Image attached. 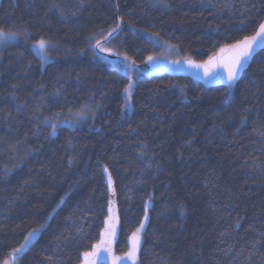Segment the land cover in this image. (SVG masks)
I'll list each match as a JSON object with an SVG mask.
<instances>
[{"label": "trees", "instance_id": "16d2710c", "mask_svg": "<svg viewBox=\"0 0 264 264\" xmlns=\"http://www.w3.org/2000/svg\"><path fill=\"white\" fill-rule=\"evenodd\" d=\"M262 21L264 0H0V28L55 45L43 66L23 36L0 50V264L33 229L17 264H81L109 215L123 254L146 204L138 264H264V49L229 86L145 62L161 43L203 62ZM117 23L104 46L136 61L123 112L128 77L93 47ZM82 103L93 114L49 135L45 117Z\"/></svg>", "mask_w": 264, "mask_h": 264}, {"label": "snow or ice", "instance_id": "6c2138e0", "mask_svg": "<svg viewBox=\"0 0 264 264\" xmlns=\"http://www.w3.org/2000/svg\"><path fill=\"white\" fill-rule=\"evenodd\" d=\"M165 7L167 5H164ZM74 14V13H73ZM121 24L117 23L115 27H113L110 31H108L107 34L104 33L103 30L100 31L98 39L95 40V44L93 45L94 48H99L102 52H107L109 54H116L113 52V49L111 47H105L104 45L109 44L110 38L117 33V31L120 29ZM23 36L24 40L27 42L29 39L32 40L31 47H34L38 49L39 51V58L41 61V66H43V62L45 60L51 59V49L55 47V45L52 43L51 38H47L45 36H39L35 37L32 33H29L27 29H24L21 31H6L3 28H0V50L3 48L8 47L11 43L14 41L18 42L19 37ZM95 38V34L91 37H89V40H92ZM264 47V21L260 22L258 27L254 30L253 34L246 35L243 37V39L236 40L234 43H226L222 45L217 52H214L212 55L208 57L207 60L203 61L202 63L196 64L194 61L188 59L185 62L189 63L190 65H194L195 67H202L205 69V75L207 76L212 68L222 66L226 69L227 72V80L228 83L231 84L237 79V75L239 72V69L243 63L247 61V58L252 53L253 49L255 47ZM170 47H175L174 45ZM23 55V53H21ZM154 57L148 56L146 58L145 62L153 61ZM125 63L124 67L127 70L128 73L132 72L133 67L136 64V61L134 59H131L127 55L124 56ZM176 63H179L177 61ZM133 77L131 74L128 76V83L124 86L123 92L125 95V103L121 105V112L125 111L126 108L131 107V89L133 86ZM13 87H16L13 85ZM43 87V86H41ZM55 95H59V92L57 91ZM91 99V97L89 98ZM98 106V105H97ZM93 111V105L90 103H82L80 105V108L71 114L70 117H66L65 119L61 120L59 119L60 114L54 113L52 117H45L42 123H45L46 125H50L51 132L49 135H52L57 132V130L64 126L65 122H67V125L69 127H76L79 123L86 120L89 113ZM55 120L56 122H53ZM246 122V117L241 118V123ZM258 131V134L262 137H264V131L262 130H255ZM104 172H108V168L104 167ZM107 185L109 190L113 191L114 189L112 187L113 181L112 177L109 174L107 178ZM63 199V197L61 198ZM112 201H109V213H112L111 208ZM148 218L147 214V204L145 205V220ZM114 217L112 215H109L108 218L105 220V229L100 233L101 239L99 243L92 245L91 251H84L81 253L82 261L81 264H94L93 257L97 256V254L100 252L101 248H104L105 251H110L111 244L116 238V226L114 223H112ZM237 226H239V222H237ZM41 228L44 227L42 224L40 226ZM145 227V222L142 220L140 222V226L135 229L134 232L131 233L129 236V246L128 250L123 254V257H114L113 258V264H116V261H121L125 257L127 260L131 261V264H137V256L138 252L141 249L142 245V237L141 232ZM39 229H33L31 232L28 233L27 236H25V242L24 244H21L18 248L12 249V254L18 255L21 253L24 248L27 246V243L30 241V238L35 235ZM264 235V234H262ZM2 264H10V261L8 259H4L2 261Z\"/></svg>", "mask_w": 264, "mask_h": 264}, {"label": "rangeland", "instance_id": "374dc122", "mask_svg": "<svg viewBox=\"0 0 264 264\" xmlns=\"http://www.w3.org/2000/svg\"><path fill=\"white\" fill-rule=\"evenodd\" d=\"M145 36H146V38L151 39L153 41V43L159 47V45L156 43V40H158L157 37H154L150 34H145ZM172 45L173 44H170V43L169 44L168 43H163V44L161 43L160 51L158 53L150 55V56L154 57V60L146 62L147 68L149 67V68L155 69L159 64H162V63L180 61L181 58L177 53V49H176V47H174V48L170 47ZM33 49L35 50L36 54L39 56L38 49H36L34 47H33ZM100 52L101 53H99V54L96 53L97 57H99L102 61L106 62L109 67L121 71L127 77L129 76V74H131L133 77V81L135 83V79H134L135 78V68L134 67L132 69V72L128 73L124 67L125 63H127L126 61H124V59H120V60L113 59L112 58L113 54H107L106 55L107 52H102V51H100ZM50 60L51 59L45 60L44 63H46L47 61H50ZM142 70H143V68L142 69L139 68V71H142ZM145 70H146V68H145ZM147 71H148V69H147ZM134 83H133V85H134ZM124 97H125V95H124ZM130 109H131V107H128V110H130ZM90 114H93V113H90ZM64 125H67V122H65ZM144 222H145V220H144ZM142 233H143V230L141 232V237H142ZM37 235H38V232L30 238V241L27 243V246L36 239ZM113 244H114V241L111 244L110 251H105L104 248H101V250L97 254V256L92 258L94 261V264H98L100 262H104L106 264H113V258L114 257H123L124 253L123 254H117L113 251V249H112ZM25 248H24V250H25ZM19 254L14 256L11 252L6 259H8L10 261V264H17L16 257H18ZM116 264H131V261L127 260V258L125 257L121 261H116ZM137 264H138V256H137Z\"/></svg>", "mask_w": 264, "mask_h": 264}, {"label": "water", "instance_id": "95a60500", "mask_svg": "<svg viewBox=\"0 0 264 264\" xmlns=\"http://www.w3.org/2000/svg\"><path fill=\"white\" fill-rule=\"evenodd\" d=\"M264 49V47H255L250 54V56L247 58V61L243 63L239 69L237 79L238 80L244 70L248 67L250 64L253 56L257 54L260 50ZM184 61H179V63L176 62H168L165 64L158 65L157 70L153 71L150 70L148 73L150 75H162L167 74L170 76H180V77H187L191 78L193 80L198 81L205 87H214V86H229L231 84L228 83L227 80V72L226 69L222 66L214 67L211 69L209 74L205 75V69L202 67H195L194 65H190L189 63H186ZM195 62V61H194ZM196 64L202 63V62H195Z\"/></svg>", "mask_w": 264, "mask_h": 264}]
</instances>
